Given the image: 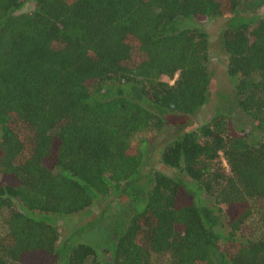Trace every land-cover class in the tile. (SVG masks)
Returning <instances> with one entry per match:
<instances>
[{
	"label": "trees",
	"instance_id": "1",
	"mask_svg": "<svg viewBox=\"0 0 264 264\" xmlns=\"http://www.w3.org/2000/svg\"><path fill=\"white\" fill-rule=\"evenodd\" d=\"M263 5L0 0V264H264ZM217 18L250 128L217 115L180 130L154 170L131 143L206 104L210 42L197 24ZM108 196L133 204L105 229L112 241L81 240L94 223L60 238L56 217Z\"/></svg>",
	"mask_w": 264,
	"mask_h": 264
},
{
	"label": "rangeland",
	"instance_id": "2",
	"mask_svg": "<svg viewBox=\"0 0 264 264\" xmlns=\"http://www.w3.org/2000/svg\"><path fill=\"white\" fill-rule=\"evenodd\" d=\"M264 15V5L255 12L256 17ZM224 18H217L213 20H205L198 23L197 27L204 31L209 40V69L212 74L210 95L206 104L192 117H185L179 114L168 113L164 116V127L159 133H144L138 139L132 141V146L136 151L143 156H149L145 163L154 170H165L157 163L158 154L167 137L171 138L180 130L189 131L197 125L207 121L209 118L217 115L228 116L234 128L238 133L241 130H249L250 121L243 114H241L234 105L233 99V85L234 79L229 78L225 73L226 56L222 54L221 47L218 42L219 31L221 30ZM222 52V53H221ZM164 80V79H163ZM147 166L145 167V170ZM204 204L213 206L211 198H206ZM133 210V204L130 202L119 201L113 196L95 199L92 205L84 212L67 216L56 217L55 223L58 228L60 238L71 234L78 227H86L94 223L93 228H88L81 237L84 240L88 239L89 245H94L98 250H101L105 243L113 240V234L105 229L114 225L116 217L118 219H125ZM220 223L223 231H226L225 218L219 214Z\"/></svg>",
	"mask_w": 264,
	"mask_h": 264
}]
</instances>
